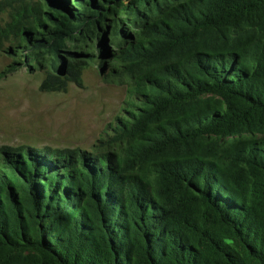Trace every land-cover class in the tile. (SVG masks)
I'll return each mask as SVG.
<instances>
[{
    "label": "trees",
    "instance_id": "1",
    "mask_svg": "<svg viewBox=\"0 0 264 264\" xmlns=\"http://www.w3.org/2000/svg\"><path fill=\"white\" fill-rule=\"evenodd\" d=\"M4 14L0 77L40 70V91H66L85 57L126 95L90 150L0 147V264H264V0Z\"/></svg>",
    "mask_w": 264,
    "mask_h": 264
},
{
    "label": "rangeland",
    "instance_id": "2",
    "mask_svg": "<svg viewBox=\"0 0 264 264\" xmlns=\"http://www.w3.org/2000/svg\"><path fill=\"white\" fill-rule=\"evenodd\" d=\"M5 19V14L0 16V24ZM81 58L86 63L81 85L70 83L66 91H40L44 75L40 70L21 69L0 77V147L30 144L90 150L99 144L98 138L105 137L106 126L124 106L126 86L105 81L96 61ZM10 61L0 50V71Z\"/></svg>",
    "mask_w": 264,
    "mask_h": 264
}]
</instances>
